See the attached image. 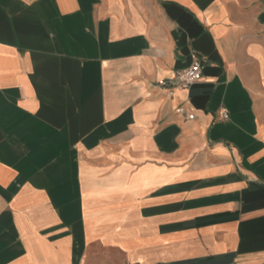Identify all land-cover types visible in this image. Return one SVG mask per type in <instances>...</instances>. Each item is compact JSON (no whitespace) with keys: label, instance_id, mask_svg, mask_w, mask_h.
<instances>
[{"label":"crops","instance_id":"0c3cea01","mask_svg":"<svg viewBox=\"0 0 264 264\" xmlns=\"http://www.w3.org/2000/svg\"><path fill=\"white\" fill-rule=\"evenodd\" d=\"M0 264H264V0H0Z\"/></svg>","mask_w":264,"mask_h":264},{"label":"built area","instance_id":"2783aa9c","mask_svg":"<svg viewBox=\"0 0 264 264\" xmlns=\"http://www.w3.org/2000/svg\"><path fill=\"white\" fill-rule=\"evenodd\" d=\"M202 63L195 59L192 64L182 70H178L170 79H161L158 81V84L161 87H165L168 90V93L171 94L173 88H186L191 84L197 82L202 77ZM178 111L182 112L183 108L180 107ZM193 113L188 114V118H193Z\"/></svg>","mask_w":264,"mask_h":264}]
</instances>
